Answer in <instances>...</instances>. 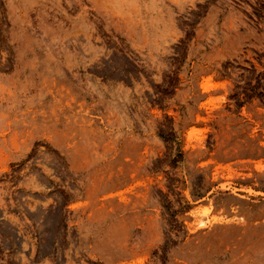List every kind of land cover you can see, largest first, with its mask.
Listing matches in <instances>:
<instances>
[{
    "label": "rangeland",
    "instance_id": "rangeland-1",
    "mask_svg": "<svg viewBox=\"0 0 264 264\" xmlns=\"http://www.w3.org/2000/svg\"><path fill=\"white\" fill-rule=\"evenodd\" d=\"M0 264H264V0H0Z\"/></svg>",
    "mask_w": 264,
    "mask_h": 264
}]
</instances>
